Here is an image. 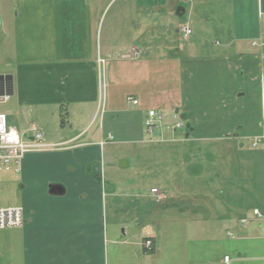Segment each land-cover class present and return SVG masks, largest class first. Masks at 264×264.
Here are the masks:
<instances>
[{
    "label": "crops",
    "instance_id": "1",
    "mask_svg": "<svg viewBox=\"0 0 264 264\" xmlns=\"http://www.w3.org/2000/svg\"><path fill=\"white\" fill-rule=\"evenodd\" d=\"M202 5L197 23L215 31V46L181 53L164 41L177 0H0V53L7 57L0 74L12 82L2 101L10 107L1 113L23 141L37 129L45 145L7 170L19 187L9 207L22 209L23 225L0 231V264H264V212L260 219L252 215L256 208L242 216L216 213L217 204L222 212L228 202L243 205L241 191L213 196L217 174L204 183L203 217L188 220L189 246L173 231L162 237L166 220L158 217L141 221L137 234L129 235L137 218L126 229L125 221L116 223L119 187L106 177L112 166L105 165L114 161L106 147L142 142L144 134L150 141L155 129L143 122L160 108L153 103L157 88L118 94L149 72H163L165 51L182 55L174 114L190 126L186 141L235 142L239 150L264 141V47L250 45L264 42V0H227V12L205 0L189 6L191 15ZM102 77L113 88L100 103ZM147 239L150 253L142 247Z\"/></svg>",
    "mask_w": 264,
    "mask_h": 264
},
{
    "label": "rangeland",
    "instance_id": "2",
    "mask_svg": "<svg viewBox=\"0 0 264 264\" xmlns=\"http://www.w3.org/2000/svg\"><path fill=\"white\" fill-rule=\"evenodd\" d=\"M204 1L177 0L175 7H182L185 14L181 17L174 16V27L164 33V41L172 43L175 47L174 51L178 49L183 53L193 51L195 47V53H201L215 46L217 38L212 36L215 31L203 28L197 23V20L201 21L202 19L200 15H203L204 5L201 6V11H195L193 15L189 9L192 3L198 5L204 4ZM226 1L215 0L223 12H227L229 9L228 7L223 8ZM207 7L211 8V5ZM183 25H188V28L191 29L189 36L184 34V29L181 28ZM168 32L169 35H167ZM1 43L2 36L0 34ZM262 44L264 47V42ZM250 45L257 48L260 44H254L251 41ZM172 51L168 52L169 56L165 51L162 63L164 65L163 72L159 69L153 75L149 72L147 77L140 78L139 84H127L129 89L118 94V99H120L132 95L136 86L142 87L146 94L152 92L151 87L157 88L158 95L154 93L153 103L154 107H160L158 114L163 119L155 128L150 141L144 134L142 142L129 145L116 142L108 145L106 150L114 155V161L105 167L112 166L106 177L110 181L116 182L119 187L117 200H120V204L115 207V210L116 223L125 221L120 226L121 228L131 227L130 220L137 218L138 221L134 222L135 225L132 223L133 229L129 235L133 231L137 234L138 224L141 221L145 219L147 222L148 219L150 223H153V219L158 217L160 222L166 220L159 227L162 237L166 231H173V239L178 234L183 240L186 238L183 236H187L188 232L190 233L193 229L188 220L193 219L194 214L198 218L203 217L204 183L214 174H217L218 178L214 177L213 179L217 187H212V192L217 199L219 197L232 198L239 191L243 193L241 198L243 205L228 202L222 207V212L217 204L216 213L230 212L233 215L242 216L247 214V209L251 213L253 208L264 212V159L262 158L264 141L261 143L258 141V146H255L256 143L251 146L250 142L248 144L244 142V148L239 150L240 147L235 142H189L184 139L183 128L173 130L174 124L180 121L179 115L175 116L174 112L180 103L178 68L182 55L178 59ZM6 63L7 57L0 53V73L7 70ZM155 66L153 65V67ZM106 85L108 88L105 90ZM111 88H113L112 80L109 78L105 82V78L102 77L100 103L104 96L111 92ZM9 107L8 102H0V113ZM25 116L28 123H32L34 120L32 112H29V117L25 112ZM18 117L22 118L21 112ZM46 120L44 119V121ZM120 161L129 162V167L119 169ZM8 169L14 172L13 164L0 169V207L13 206L17 202L19 187L16 180L13 179V172H8L10 171ZM152 189L160 191L166 196V199L156 203L157 199L151 193ZM229 190H233V193L228 194ZM107 212L109 215L108 207ZM186 241L188 244L186 242L185 244L189 246L191 244L190 237L187 236Z\"/></svg>",
    "mask_w": 264,
    "mask_h": 264
},
{
    "label": "built area",
    "instance_id": "3",
    "mask_svg": "<svg viewBox=\"0 0 264 264\" xmlns=\"http://www.w3.org/2000/svg\"><path fill=\"white\" fill-rule=\"evenodd\" d=\"M185 35H190L191 30L188 26L183 25ZM257 44L258 42H253ZM263 44L257 47L262 48ZM254 47V46H253ZM133 106L138 105V101L132 97L127 98ZM162 116H160L154 110H150L146 114V118L143 125L146 130L152 131L158 124H160ZM182 123L175 124L176 129H181ZM33 139L30 141H23L19 134L11 127L8 126L7 116L4 113H0V169L7 168L8 165H18L22 157L28 153L39 150L45 145L43 144L42 134L39 130L33 129ZM108 141H112V137L108 136ZM151 193L156 196V203H160L166 199L160 191L152 189ZM253 216L260 218L261 215L257 210L253 211ZM246 220H241L242 225L246 224ZM23 225V213L20 207H0V231L20 228ZM152 243L150 240H145L142 247L143 250L149 252L151 250ZM224 261L227 262L228 258L225 257Z\"/></svg>",
    "mask_w": 264,
    "mask_h": 264
},
{
    "label": "water",
    "instance_id": "4",
    "mask_svg": "<svg viewBox=\"0 0 264 264\" xmlns=\"http://www.w3.org/2000/svg\"><path fill=\"white\" fill-rule=\"evenodd\" d=\"M176 16L181 17L184 15V9L182 7L176 8ZM12 95V82L10 76H0V102H2L5 98ZM127 167V162L120 161L119 168L123 169Z\"/></svg>",
    "mask_w": 264,
    "mask_h": 264
},
{
    "label": "trees",
    "instance_id": "5",
    "mask_svg": "<svg viewBox=\"0 0 264 264\" xmlns=\"http://www.w3.org/2000/svg\"><path fill=\"white\" fill-rule=\"evenodd\" d=\"M183 119H184V117H183ZM189 125L188 124H185L184 125V131H185V133H187L188 131H189Z\"/></svg>",
    "mask_w": 264,
    "mask_h": 264
}]
</instances>
